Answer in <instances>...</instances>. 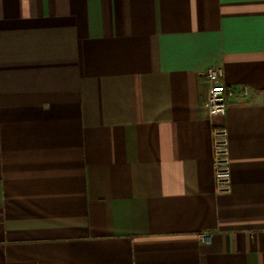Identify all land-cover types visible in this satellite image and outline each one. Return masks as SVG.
<instances>
[{"label":"crops","instance_id":"obj_1","mask_svg":"<svg viewBox=\"0 0 264 264\" xmlns=\"http://www.w3.org/2000/svg\"><path fill=\"white\" fill-rule=\"evenodd\" d=\"M0 264H264V0H0Z\"/></svg>","mask_w":264,"mask_h":264},{"label":"built area","instance_id":"obj_2","mask_svg":"<svg viewBox=\"0 0 264 264\" xmlns=\"http://www.w3.org/2000/svg\"><path fill=\"white\" fill-rule=\"evenodd\" d=\"M205 75L208 82L207 108L211 120L226 114V95L232 94L223 82V70L219 66H210ZM212 167L216 191L218 193L228 192L231 189V169L228 151L227 132L224 127L212 128ZM203 241L210 239L208 232L199 233Z\"/></svg>","mask_w":264,"mask_h":264}]
</instances>
